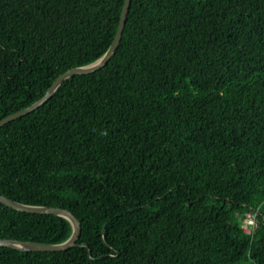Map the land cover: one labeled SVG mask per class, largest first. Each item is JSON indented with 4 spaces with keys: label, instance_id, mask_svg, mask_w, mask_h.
Here are the masks:
<instances>
[{
    "label": "trees",
    "instance_id": "1",
    "mask_svg": "<svg viewBox=\"0 0 264 264\" xmlns=\"http://www.w3.org/2000/svg\"><path fill=\"white\" fill-rule=\"evenodd\" d=\"M123 3L0 0V119L99 58ZM0 193L88 246L0 264H264V0H131L104 66L0 127ZM71 231L0 202V238Z\"/></svg>",
    "mask_w": 264,
    "mask_h": 264
},
{
    "label": "water",
    "instance_id": "2",
    "mask_svg": "<svg viewBox=\"0 0 264 264\" xmlns=\"http://www.w3.org/2000/svg\"><path fill=\"white\" fill-rule=\"evenodd\" d=\"M130 1L131 0H124L122 10L120 13L119 22L113 40L110 46L107 48V50L99 58L85 65H79L68 68L64 72L60 73L53 80V82L50 84V86L46 89L45 93L40 98H38L36 101L29 104L28 106L23 107L1 118L0 127L18 117L25 115L28 112L33 111L34 109L45 103L53 95V93L56 91V89L65 79L77 74L91 73L104 66L108 62L110 57L114 54L119 44L121 33L123 31L128 9L130 6ZM0 202L19 211L33 212L39 214H54L61 216L67 219L72 227L71 234L67 239H65L62 242L43 243L38 241L19 240L14 238H0V247H9L23 251H61L76 245L87 246L83 242H77L81 233V222L70 210L62 207L51 206V205H36V204L22 203L8 196H5L2 193H0Z\"/></svg>",
    "mask_w": 264,
    "mask_h": 264
},
{
    "label": "built area",
    "instance_id": "3",
    "mask_svg": "<svg viewBox=\"0 0 264 264\" xmlns=\"http://www.w3.org/2000/svg\"><path fill=\"white\" fill-rule=\"evenodd\" d=\"M246 221L241 223V226L243 227L244 230H246L249 227H254L255 226V221L253 219V217L250 215L247 216V219H245ZM244 223V225H242Z\"/></svg>",
    "mask_w": 264,
    "mask_h": 264
},
{
    "label": "rangeland",
    "instance_id": "4",
    "mask_svg": "<svg viewBox=\"0 0 264 264\" xmlns=\"http://www.w3.org/2000/svg\"><path fill=\"white\" fill-rule=\"evenodd\" d=\"M248 215H249V217H250L251 214H248ZM248 215H246V218H245V219H247V216H248ZM245 219H244L242 222L246 221ZM244 223H245V222H244ZM244 223H243L242 225H244Z\"/></svg>",
    "mask_w": 264,
    "mask_h": 264
}]
</instances>
